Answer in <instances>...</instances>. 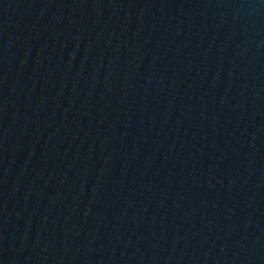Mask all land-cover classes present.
I'll list each match as a JSON object with an SVG mask.
<instances>
[{"label": "water", "instance_id": "water-1", "mask_svg": "<svg viewBox=\"0 0 264 264\" xmlns=\"http://www.w3.org/2000/svg\"><path fill=\"white\" fill-rule=\"evenodd\" d=\"M0 264H264V0H0Z\"/></svg>", "mask_w": 264, "mask_h": 264}]
</instances>
